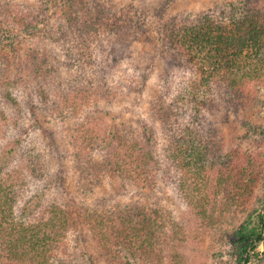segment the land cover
<instances>
[{
	"label": "trees",
	"instance_id": "trees-1",
	"mask_svg": "<svg viewBox=\"0 0 264 264\" xmlns=\"http://www.w3.org/2000/svg\"><path fill=\"white\" fill-rule=\"evenodd\" d=\"M42 1L60 6L59 20L50 25L47 20L42 30L62 47L66 59L57 64L33 49L13 63L4 64L8 57L0 56V121L6 120L10 110L12 125L19 132L8 145V153L15 155L20 148L21 157L8 171L0 168V264H68V235L80 226L79 221L89 230L105 264H189L180 251V242L187 240L183 226L158 205L132 200L101 210L80 209L68 191L63 204H45L47 185L36 188L45 174L44 164L29 155L34 150L23 148L30 128L35 130L40 123L27 105L33 121L27 128L19 126L21 104L9 87L12 83L32 86L29 90L45 111L75 122L72 141L80 162L73 164L82 193L108 177L117 180L120 190L152 187L160 163L157 157L163 156L175 170V175L167 172L169 181L194 212L211 223L248 204L264 176V165L248 153L225 154L220 132L207 119L220 105L234 113L243 106L248 84L256 77L245 70L248 54L264 56V0H238L239 16L228 22L211 8L166 16L170 0H165L157 12L155 40L153 36L150 40L183 77L150 100V117L162 128V156L155 153L153 128L142 123L138 136L131 126L105 128L108 147L97 158L87 147L97 141L99 123L82 109L91 102H110L116 95L98 61L101 45L114 40L117 46L119 38L143 32L147 24L139 21L136 11L96 0ZM32 16L30 7L20 2L0 7L6 26L0 30L3 37L13 44L23 32H35L37 22ZM3 47L0 42V55ZM115 49L105 50L107 57L114 59ZM99 114L97 118L108 117ZM54 182L61 188L62 176ZM168 234L164 245L162 238ZM226 239L234 264H257L255 260L264 255V193L254 210L230 228ZM89 258L86 261L93 264Z\"/></svg>",
	"mask_w": 264,
	"mask_h": 264
},
{
	"label": "rangeland",
	"instance_id": "rangeland-1",
	"mask_svg": "<svg viewBox=\"0 0 264 264\" xmlns=\"http://www.w3.org/2000/svg\"><path fill=\"white\" fill-rule=\"evenodd\" d=\"M96 1L116 9L136 11L139 21L145 22L147 25L143 32L124 35L122 37L124 41L119 38L121 43L117 46L114 40L113 42L105 40L101 45L103 49L98 54V61L103 67V72L108 74L109 82L114 85L116 95L111 98L110 102L104 100L98 105L91 102L82 109L83 113L90 119L96 116L92 120L98 121L99 125L96 126L101 130L96 133L99 135L97 141H92L87 150L92 151L95 158L105 154L109 143V138L106 134L103 135L105 128L110 131L113 125L121 128L122 126H131L138 136L142 123H147L153 128L156 140L157 150L154 152L162 156V128L150 117V100L163 88H173L175 82L183 77V72L180 69L173 68L168 58L165 56L162 58L161 54L156 52V48L150 40L151 36L155 40L157 12L165 0ZM17 2L28 5L32 10V17L37 22L36 31L23 32L18 40V36L14 38L13 44L8 37H3L0 31V42L4 46L0 56L8 57V60L3 63L16 62L30 49L46 53L57 64L63 63L66 58L62 47L42 30L43 27L45 28L44 24L47 20L49 25L59 20L60 6L44 5L42 0H0V7H7L11 3ZM238 6V0H170L167 3L166 16L184 11L195 12L211 8L214 15L224 17L223 20L228 22L239 16ZM233 7H237V9ZM5 27L0 18V30ZM17 31L12 30V33H18ZM13 34L10 35L14 37ZM113 46L116 47L113 54L114 59L107 57L105 53V50H110ZM254 55L253 52L248 54L247 58L249 59L246 62L245 70L256 77L252 78V82L248 84L242 108L234 113L228 107L220 105L217 110L207 116V119L220 132L222 142L219 140V144L225 154L248 153L257 163L264 165V56ZM9 89L21 104L23 118L19 126L21 128L31 126L33 120L31 113H29L30 107L33 108L40 123L37 129L30 128L28 136L23 141L25 145L23 148L34 150L36 153L31 151L29 155H34L44 164L45 174L41 183H37L36 188L39 189L47 185L43 192L45 204L50 202L63 204L64 195L68 191L80 209L87 207L88 210L91 208L101 210L106 205L109 207L111 204L126 203L132 200H141L144 203L158 205L172 214L177 222L183 226L187 240L180 242V251L184 253V259L187 263L234 264V259L228 252L226 234L230 228L254 210L264 193V176L258 183L252 200L248 204L235 209L227 217L215 219L211 223H206L200 218L182 198L175 185L169 181L167 172L175 175V170L163 156L157 157L160 163L157 168L154 166L156 173L155 183L152 187H147L142 191L134 187L127 191L120 190L117 186V180L108 177L100 184L95 185L92 191H88L86 194L82 193L78 188V170L74 168L73 164L80 162L75 158L78 147H74L72 141L76 127L75 122L70 119L61 120L45 111L39 104L37 97L29 90L32 89V86L26 88L12 83ZM99 111L107 114L108 117L97 118L101 115ZM12 122L9 110L6 120L0 121V168L5 167L7 171L21 161L20 148L15 155L8 153V145L11 146L10 142L18 136L19 132L12 125ZM91 145L95 147L92 148ZM101 150L104 152L100 153ZM79 159L81 160V157ZM57 176H62L61 188L54 182ZM78 224L80 226L68 235L69 252L66 256L68 259L66 262L68 264H88L89 262L86 261L88 255L93 264H105L89 234V230L81 221ZM167 237L169 234L162 238L164 245L167 243L165 242L168 240ZM258 250L259 253H262L263 246L259 245ZM255 262L264 264V255L258 260L256 259ZM141 264L152 263L144 262Z\"/></svg>",
	"mask_w": 264,
	"mask_h": 264
},
{
	"label": "clouds",
	"instance_id": "clouds-1",
	"mask_svg": "<svg viewBox=\"0 0 264 264\" xmlns=\"http://www.w3.org/2000/svg\"><path fill=\"white\" fill-rule=\"evenodd\" d=\"M257 207H260V205L258 204ZM237 226H238V225H237ZM237 226H236V227H237Z\"/></svg>",
	"mask_w": 264,
	"mask_h": 264
}]
</instances>
